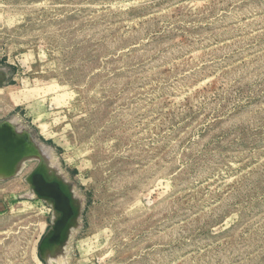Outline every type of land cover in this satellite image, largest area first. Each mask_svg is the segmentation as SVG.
Wrapping results in <instances>:
<instances>
[{
  "label": "rangeland",
  "instance_id": "374dc122",
  "mask_svg": "<svg viewBox=\"0 0 264 264\" xmlns=\"http://www.w3.org/2000/svg\"><path fill=\"white\" fill-rule=\"evenodd\" d=\"M14 122L0 264H264V0H0ZM34 168L78 204L45 261Z\"/></svg>",
  "mask_w": 264,
  "mask_h": 264
},
{
  "label": "bare ground",
  "instance_id": "6f19581e",
  "mask_svg": "<svg viewBox=\"0 0 264 264\" xmlns=\"http://www.w3.org/2000/svg\"><path fill=\"white\" fill-rule=\"evenodd\" d=\"M34 141L33 138H32V135L27 133L25 130H23L20 126H18V124H16L15 122L14 123H9V124H6L5 126H3L1 129H0V178L4 179L5 177H7V171H5V169H8L10 172V174L8 175H11L13 174L15 171L17 172V168L20 167L22 165V162L28 160V157L31 155L32 153V150H33V146H36L38 144H35L34 145ZM36 142V141H35ZM41 147V146H40ZM36 148V147H35ZM38 148H39V145H38ZM36 148V149H38ZM42 148V147H41ZM44 149V148H43ZM40 150V152L42 153V150L41 149H38ZM37 150V151H38ZM45 152V150L43 151ZM38 153V156H39V151L37 152ZM42 156V154H41ZM26 159V160H25ZM23 160V161H22ZM47 160V159H46ZM45 160V161H46ZM46 163V162H45ZM47 165L49 164H46V168L48 167ZM52 167V166H51ZM50 168V167H48ZM40 170L42 173H44V175L46 177H48L49 179H54L56 181V185H59L62 187L63 190H66L69 194V199L71 200V205L73 206V208L75 209V211L78 213V204H77V201L76 199L69 193L67 187L65 186V183L56 175H54L53 173H49V171L46 173L44 169H39V168H34L31 173L35 170ZM54 169V168H53ZM52 170V169H50ZM55 171V170H53ZM30 173V174H31ZM29 174V175H30ZM28 175V176H29ZM31 186V185H30ZM60 187V188H61ZM61 189V190H62ZM31 190L33 191L32 189V186H31ZM43 200V199H42ZM43 201H46L50 206H51V203L47 200H43ZM52 208V207H51ZM53 210V208H52ZM58 213L55 212L53 210V222L55 219H57L58 217ZM77 219V214L75 217H73L69 224L74 222L75 220ZM68 226V225H67ZM59 231L61 230V227L58 229ZM66 232V230H65ZM65 235V233H64ZM63 235V236H64ZM59 237H61V233L58 232L57 233V239H59ZM65 243V242H64ZM61 244V243H60ZM60 244H57L55 246H58ZM52 246H49V247H45L44 250H45V256L48 258L49 257V249L51 248ZM58 252V251H56ZM57 255V253H54ZM53 255V254H52ZM51 255V256H52ZM50 256V257H51ZM54 256V255H53ZM58 256V255H57ZM59 257V256H58ZM50 259V258H49ZM55 260V259H54ZM57 260V259H56ZM47 261V260H46Z\"/></svg>",
  "mask_w": 264,
  "mask_h": 264
},
{
  "label": "water",
  "instance_id": "95a60500",
  "mask_svg": "<svg viewBox=\"0 0 264 264\" xmlns=\"http://www.w3.org/2000/svg\"><path fill=\"white\" fill-rule=\"evenodd\" d=\"M5 171H7L6 178L12 176L8 175L10 174V171L8 169H5ZM28 181L32 186L35 196L38 199H45L49 201L53 210L59 214L57 219H55L53 224H51L50 230L43 238L39 246L41 258L44 260V257L42 255L43 248L55 246L65 240V237L63 235L65 233L67 225L69 224L70 220L76 216L77 212L71 205V200L69 199L68 192L66 190H63L61 186L56 185V181L54 179H49L40 170L35 169L29 175ZM60 227L61 230L59 231L58 229ZM58 232L61 233V237H59V239L56 238Z\"/></svg>",
  "mask_w": 264,
  "mask_h": 264
}]
</instances>
